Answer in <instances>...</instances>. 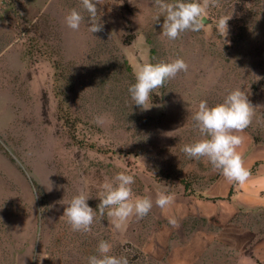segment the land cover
<instances>
[{
  "label": "rangeland",
  "instance_id": "1",
  "mask_svg": "<svg viewBox=\"0 0 264 264\" xmlns=\"http://www.w3.org/2000/svg\"><path fill=\"white\" fill-rule=\"evenodd\" d=\"M94 2L97 33L81 0H0V264H88L100 240L128 264H236L244 255L264 264V211L242 203L238 184L206 158L182 151L206 138L192 119L199 102L215 106L240 89L254 115L237 151L244 167L264 153V0H218L201 31L174 41L161 35L153 0ZM72 9L84 17L79 31L64 22ZM176 58L187 72L156 89L149 109L134 105L136 67ZM119 172L134 176L133 199L152 200L149 213L116 230L107 209L97 211L89 232L72 231L64 207L83 194L96 211ZM200 229L209 238L190 256L183 247Z\"/></svg>",
  "mask_w": 264,
  "mask_h": 264
},
{
  "label": "clouds",
  "instance_id": "2",
  "mask_svg": "<svg viewBox=\"0 0 264 264\" xmlns=\"http://www.w3.org/2000/svg\"><path fill=\"white\" fill-rule=\"evenodd\" d=\"M218 0H153V6L163 15L161 35L170 41L176 40L186 31L199 32L205 27L206 9L215 7ZM83 10L89 14L91 33L100 32L103 28L95 21L98 15L97 2L81 0ZM159 20V16L157 17ZM228 20L221 17L217 22V30L223 36L227 34ZM84 17L76 9L64 17L66 26L79 31ZM188 65L181 58L171 62L161 61L156 64L145 63L135 69V82L128 88V93L134 105L147 110L146 105L152 100L151 94L162 88L166 81L175 78L181 72H187ZM254 107L248 97L240 89L230 91L221 103L209 106L207 101H200L192 115L194 127L204 139L192 144H185L182 151L192 159L206 158L214 170L229 182L245 184L250 178V172L244 167L237 148L243 143V137L237 133L243 132L252 122ZM177 129L176 131H178ZM176 131L163 133L166 137H174ZM114 185H105V191L99 194L100 203L94 211L87 203L89 200L83 194L73 196L64 207L61 218H66L72 231L89 232L97 211L107 216L116 230H119L129 217L135 215L142 219L152 208V200L148 197L136 196L133 199L131 185L135 183L134 176L119 172L114 176ZM169 197L159 195L156 204L165 206ZM111 245L106 240H100L97 245L99 255L88 257V264H128L126 258L109 255Z\"/></svg>",
  "mask_w": 264,
  "mask_h": 264
},
{
  "label": "crops",
  "instance_id": "3",
  "mask_svg": "<svg viewBox=\"0 0 264 264\" xmlns=\"http://www.w3.org/2000/svg\"><path fill=\"white\" fill-rule=\"evenodd\" d=\"M245 166V168L250 171V178L245 184L237 185L238 191L235 195L241 198L242 203H244L249 209H261L264 211V153H262V155L258 152L250 153L247 157V163ZM230 184H232V182H230ZM201 204L203 203L201 202ZM200 208L203 211L202 216L205 215L206 210L201 207V205ZM199 232L203 233L202 237H198ZM206 238L208 239L209 237L205 235V232L202 231V229H200V231H196L189 237L183 249L189 251L188 254L190 256H194L195 254L196 257H199L202 255L201 247L206 246V243L200 244L199 241L203 239L204 242ZM236 264H259V262L255 261L251 255H244Z\"/></svg>",
  "mask_w": 264,
  "mask_h": 264
}]
</instances>
